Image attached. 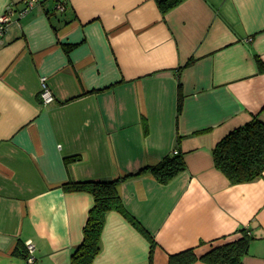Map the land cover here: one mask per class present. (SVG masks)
<instances>
[{"label":"crops","instance_id":"crops-1","mask_svg":"<svg viewBox=\"0 0 264 264\" xmlns=\"http://www.w3.org/2000/svg\"><path fill=\"white\" fill-rule=\"evenodd\" d=\"M12 5L0 34V264H70L93 196L63 184L121 179L117 191L149 231L110 211L92 264H169L252 235L244 264H264V173L231 183L216 143L264 120V0H37ZM54 96L45 104L41 77ZM181 108L178 109V101ZM181 154L166 183L148 170ZM192 264H208L200 259Z\"/></svg>","mask_w":264,"mask_h":264},{"label":"trees","instance_id":"trees-1","mask_svg":"<svg viewBox=\"0 0 264 264\" xmlns=\"http://www.w3.org/2000/svg\"><path fill=\"white\" fill-rule=\"evenodd\" d=\"M182 0H159V5L166 11ZM260 69L264 70V62L259 59ZM181 100L178 101V109ZM215 166L231 183L251 181L264 173V120L259 114L252 116L243 125L231 130L222 137L213 149ZM185 169V161L181 154L165 156L159 163L148 166L143 171H150L158 181L168 182ZM116 180H85L63 184L68 191H86L93 196V204L89 208L87 220L83 227V238L73 250L70 264H92L101 249V235L107 214L114 210L122 213L154 247L155 240L141 222L125 207L118 191ZM240 236L231 242L213 247L202 256H197L193 248H189L169 256V264H192L198 259L208 264H244L243 257L248 253L249 243L253 238L248 228L239 230ZM26 250V248H25ZM25 257L26 252L20 251Z\"/></svg>","mask_w":264,"mask_h":264},{"label":"built area","instance_id":"built-area-1","mask_svg":"<svg viewBox=\"0 0 264 264\" xmlns=\"http://www.w3.org/2000/svg\"><path fill=\"white\" fill-rule=\"evenodd\" d=\"M37 3V0H24V5L22 8L18 10L19 15H24L26 12H28L30 9H32L35 4ZM67 0H56V8L60 11H64L66 9ZM14 12V8L12 5H8L3 12V14L0 15V34H2L8 27V25L12 21V14ZM41 91L40 95L45 104L50 103L53 101L54 96L47 84V77L42 76L41 77ZM25 248H26V264H34L35 257H34V250L35 245L31 240H27L25 242Z\"/></svg>","mask_w":264,"mask_h":264}]
</instances>
